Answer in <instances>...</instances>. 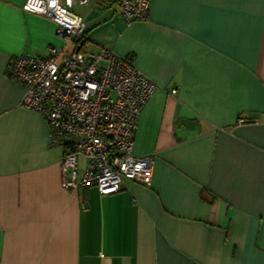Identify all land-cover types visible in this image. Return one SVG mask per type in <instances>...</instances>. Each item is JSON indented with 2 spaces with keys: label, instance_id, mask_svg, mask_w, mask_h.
<instances>
[{
  "label": "crops",
  "instance_id": "crops-1",
  "mask_svg": "<svg viewBox=\"0 0 264 264\" xmlns=\"http://www.w3.org/2000/svg\"><path fill=\"white\" fill-rule=\"evenodd\" d=\"M25 1L0 0V264H264V0H151L129 25L119 0H91L68 46ZM79 48L129 55L157 85L133 140L149 186L61 187L63 149L7 68Z\"/></svg>",
  "mask_w": 264,
  "mask_h": 264
},
{
  "label": "built area",
  "instance_id": "built-area-1",
  "mask_svg": "<svg viewBox=\"0 0 264 264\" xmlns=\"http://www.w3.org/2000/svg\"><path fill=\"white\" fill-rule=\"evenodd\" d=\"M89 1L26 0L22 11L51 21L56 37L68 46L82 41L87 30L73 8ZM150 1L119 0L117 7L129 25L147 21ZM7 76L24 89L20 105L47 123L49 145L63 149V189L95 187L103 197L117 193L126 181L150 185L154 158L135 156L133 140L139 115L157 85L136 69L131 56L109 49L69 54L51 49L45 57L12 58Z\"/></svg>",
  "mask_w": 264,
  "mask_h": 264
},
{
  "label": "trees",
  "instance_id": "trees-1",
  "mask_svg": "<svg viewBox=\"0 0 264 264\" xmlns=\"http://www.w3.org/2000/svg\"><path fill=\"white\" fill-rule=\"evenodd\" d=\"M80 42V41H79ZM79 51H82L81 48L78 49Z\"/></svg>",
  "mask_w": 264,
  "mask_h": 264
}]
</instances>
